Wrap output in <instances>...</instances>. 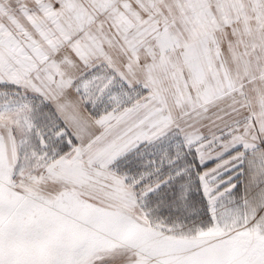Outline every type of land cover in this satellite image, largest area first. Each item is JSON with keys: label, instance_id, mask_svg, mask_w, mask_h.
Returning a JSON list of instances; mask_svg holds the SVG:
<instances>
[{"label": "snow or ice", "instance_id": "snow-or-ice-1", "mask_svg": "<svg viewBox=\"0 0 264 264\" xmlns=\"http://www.w3.org/2000/svg\"><path fill=\"white\" fill-rule=\"evenodd\" d=\"M0 264H264V0H0Z\"/></svg>", "mask_w": 264, "mask_h": 264}]
</instances>
